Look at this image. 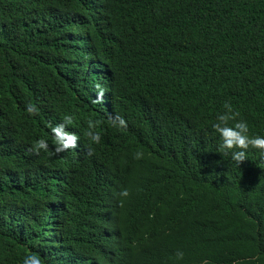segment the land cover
<instances>
[{"label":"trees","instance_id":"1","mask_svg":"<svg viewBox=\"0 0 264 264\" xmlns=\"http://www.w3.org/2000/svg\"><path fill=\"white\" fill-rule=\"evenodd\" d=\"M225 111L264 135V0H0V264H264V157L223 152Z\"/></svg>","mask_w":264,"mask_h":264},{"label":"clouds","instance_id":"2","mask_svg":"<svg viewBox=\"0 0 264 264\" xmlns=\"http://www.w3.org/2000/svg\"><path fill=\"white\" fill-rule=\"evenodd\" d=\"M103 96V89H99L96 93L95 101H99ZM94 101V102H95ZM24 110L28 114L35 112V105L31 102L25 104ZM235 113L228 111L219 113L215 117V122L211 124V128L218 135L220 141V147L224 153H227L231 160L238 164L245 159V150L250 146L258 149L262 157H264V135L249 134V126L243 119H235ZM109 120L114 127L124 128L126 127V121L123 117L115 114H110ZM71 122V116L65 115L63 120L50 126V133L55 144L51 151L53 153H59L66 149L74 148L77 142V135L74 132L66 130V125ZM231 122V123H230ZM88 139L92 143H99L100 133L95 131L94 126L89 124L88 131L85 133ZM34 151H48V142L45 139H37L34 144ZM140 151H136L133 154L134 159H140L142 157ZM118 195L120 197L128 196V189L122 188ZM183 252L177 250L175 252L176 258L179 260L183 257ZM22 264H43L41 258L35 254H26L22 259ZM200 264H207L206 260H202Z\"/></svg>","mask_w":264,"mask_h":264}]
</instances>
